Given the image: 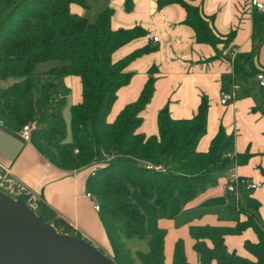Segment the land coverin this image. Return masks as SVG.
Segmentation results:
<instances>
[{
  "label": "trees",
  "instance_id": "1",
  "mask_svg": "<svg viewBox=\"0 0 264 264\" xmlns=\"http://www.w3.org/2000/svg\"><path fill=\"white\" fill-rule=\"evenodd\" d=\"M73 5L88 10L90 0H0V81L17 79L6 92L0 86V120L17 130L34 124L31 141L57 166L69 170L94 167L87 189L100 205V218L117 264H166L167 232L148 230L147 216L134 201L132 189L153 201L158 215L166 217L174 198L185 205L213 183L218 172L231 167L233 158L227 155L234 152V139L220 129L210 149L198 151L207 130L205 98L193 118L174 119L168 108H163L158 115V135L138 132L141 112L154 93L152 79L139 98L109 122L118 90L132 77L127 66L152 47L145 46L114 61L116 50L142 36L143 28L114 30L111 7L92 21L73 11ZM184 5L208 39L196 8ZM4 6L8 10L3 14ZM50 61L61 64L37 71L38 65ZM68 75L80 77L82 101L71 107L72 139L65 142L61 111L68 89L62 86V79ZM260 108L264 112L263 106ZM245 212L247 219L243 221L235 215L237 231L249 227L256 230L259 241L246 243L255 259L230 252L222 231L198 228L192 235L202 264H211L214 259L218 264H264V223L256 213ZM37 213L60 233L91 242L43 200ZM133 238L146 241L147 249L133 251L127 244V239ZM173 264H188L183 240L175 244Z\"/></svg>",
  "mask_w": 264,
  "mask_h": 264
},
{
  "label": "crops",
  "instance_id": "2",
  "mask_svg": "<svg viewBox=\"0 0 264 264\" xmlns=\"http://www.w3.org/2000/svg\"><path fill=\"white\" fill-rule=\"evenodd\" d=\"M184 3L196 8L208 39ZM106 7L113 9L114 30L140 26L145 31L116 50L114 61L145 46L152 47L127 66L132 77L118 90L108 121L114 122L126 105L136 101L152 79L154 93L141 112L143 121L138 132L158 135V115L163 108H168L174 119L193 118L205 98L207 130L198 143V151H208L220 129L234 139L235 157L230 168L218 172L215 181L185 205L174 198L166 217L157 212L154 230L167 232L166 264H173L179 240L184 241L188 264H202L192 235L198 228L222 231L230 252L255 259L246 243H257L258 234L252 227L238 233L236 216L246 220L247 210L256 213L264 223V112L260 108H264V89L257 79L258 74L264 73V13L251 0H90L88 10L79 5L72 9L94 21ZM155 35L158 41L154 40ZM8 80L9 87L17 79ZM3 81L6 80L0 81L1 87ZM63 83L68 95L62 115L68 122L72 105L82 101V84L76 75L64 77ZM236 84L239 88H235ZM224 93L234 95L235 99L222 104ZM0 162L99 249L108 255L113 252L95 200L88 195L87 179L94 167L61 168L32 141L25 140L20 129L3 122ZM231 174L256 182L258 188L238 185L237 192L227 190ZM240 209L245 211L236 214ZM206 242L213 246L210 240ZM211 264L218 262L214 259Z\"/></svg>",
  "mask_w": 264,
  "mask_h": 264
},
{
  "label": "water",
  "instance_id": "3",
  "mask_svg": "<svg viewBox=\"0 0 264 264\" xmlns=\"http://www.w3.org/2000/svg\"><path fill=\"white\" fill-rule=\"evenodd\" d=\"M0 264H117L92 241L60 233L0 189Z\"/></svg>",
  "mask_w": 264,
  "mask_h": 264
},
{
  "label": "built area",
  "instance_id": "4",
  "mask_svg": "<svg viewBox=\"0 0 264 264\" xmlns=\"http://www.w3.org/2000/svg\"><path fill=\"white\" fill-rule=\"evenodd\" d=\"M251 3L257 10L264 13V0H251ZM158 39L159 37L155 35L154 40L158 41ZM257 79L259 85L264 87V73L258 74ZM235 88H239V85L236 84ZM232 99H235L234 95L224 93L222 95L221 103L227 104ZM0 122L2 121L0 120ZM33 126L34 124H26L20 129L22 137L27 141H31V130ZM227 156L234 158L235 153H229ZM147 167L151 168L149 165ZM238 185H243L247 189H256L258 187V184L254 181H250L247 178L231 174L227 190L237 192ZM0 189L15 200L23 199L32 210L35 212L38 211L39 202L42 200L40 195L36 194L32 189H30L26 184L18 179L12 172V169L2 162H0ZM88 195L92 197L90 193H88ZM95 209L97 211L100 210V205L97 201H95Z\"/></svg>",
  "mask_w": 264,
  "mask_h": 264
},
{
  "label": "rangeland",
  "instance_id": "5",
  "mask_svg": "<svg viewBox=\"0 0 264 264\" xmlns=\"http://www.w3.org/2000/svg\"><path fill=\"white\" fill-rule=\"evenodd\" d=\"M7 10H8V7L4 6L3 14L5 12H7ZM60 64L61 63L58 62V61L45 62V63H42V64L38 65L37 71H39V72L47 71L51 67H54V66L60 65ZM9 81L10 80L3 81L2 87H1L3 92L7 91L8 85H9L8 83H10ZM6 84H7V86H6ZM62 86L64 87V83L62 84ZM61 114H62V111H61ZM62 119H63V122H64V131H65V134L62 137V140L65 141V142H69L72 139L71 126H70V115H69L68 122L66 121L64 115H62ZM132 196H133L134 200L138 203V205L141 206L140 208L145 212V214L147 216V228H148V230L149 231L154 230V228H155L154 227L155 226L154 222H155V219L157 217V211H156V206H155L154 202L151 201V200H147L145 198H142L141 194H140V191L138 189H136V188L132 189ZM40 201H42V200H40ZM127 244L133 251H135L137 249H142V250H146L147 249L146 241L139 240V239H136V238L127 239ZM110 255L112 257L113 256V252H111Z\"/></svg>",
  "mask_w": 264,
  "mask_h": 264
}]
</instances>
